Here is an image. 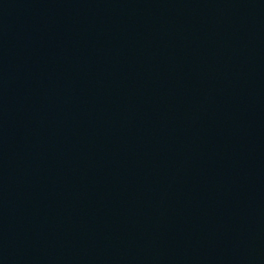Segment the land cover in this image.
I'll use <instances>...</instances> for the list:
<instances>
[{
    "label": "water",
    "instance_id": "1",
    "mask_svg": "<svg viewBox=\"0 0 264 264\" xmlns=\"http://www.w3.org/2000/svg\"><path fill=\"white\" fill-rule=\"evenodd\" d=\"M0 264H264V0H0Z\"/></svg>",
    "mask_w": 264,
    "mask_h": 264
}]
</instances>
